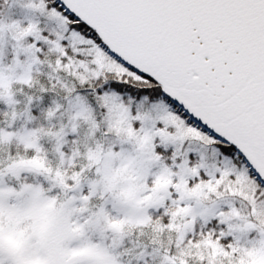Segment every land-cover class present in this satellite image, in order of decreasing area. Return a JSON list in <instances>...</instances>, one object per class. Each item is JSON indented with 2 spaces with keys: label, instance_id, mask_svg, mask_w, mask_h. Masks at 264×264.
I'll list each match as a JSON object with an SVG mask.
<instances>
[{
  "label": "snow or ice",
  "instance_id": "obj_1",
  "mask_svg": "<svg viewBox=\"0 0 264 264\" xmlns=\"http://www.w3.org/2000/svg\"><path fill=\"white\" fill-rule=\"evenodd\" d=\"M5 4L0 264H264V0Z\"/></svg>",
  "mask_w": 264,
  "mask_h": 264
},
{
  "label": "rangeland",
  "instance_id": "obj_2",
  "mask_svg": "<svg viewBox=\"0 0 264 264\" xmlns=\"http://www.w3.org/2000/svg\"><path fill=\"white\" fill-rule=\"evenodd\" d=\"M10 14L20 15V14H22V10H20V9H19L18 7H16V6H13L12 8H9V7H8V9H7L6 12L4 13L3 17L7 18ZM19 99H20V101H21V105H20V106L22 107L24 97L21 95V96L19 97ZM41 106H42V105L34 104V105H33V108H38V107H41ZM36 121H37L39 124L42 123V121H41L40 119H37ZM4 122H5V120H4ZM34 122H35V121L30 122L29 124H32V123H34ZM23 123H24V121H23V118L21 117L20 120H18V121L15 122V127H20ZM3 126H5V124H3Z\"/></svg>",
  "mask_w": 264,
  "mask_h": 264
},
{
  "label": "trees",
  "instance_id": "obj_3",
  "mask_svg": "<svg viewBox=\"0 0 264 264\" xmlns=\"http://www.w3.org/2000/svg\"><path fill=\"white\" fill-rule=\"evenodd\" d=\"M9 2H10V0H9ZM7 9H8V5L7 4L0 5V16H3ZM3 124H5L4 118H3L2 115H0V126H3ZM38 124L39 123L37 121H35L34 123L28 124L27 126H36Z\"/></svg>",
  "mask_w": 264,
  "mask_h": 264
}]
</instances>
